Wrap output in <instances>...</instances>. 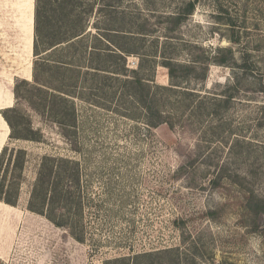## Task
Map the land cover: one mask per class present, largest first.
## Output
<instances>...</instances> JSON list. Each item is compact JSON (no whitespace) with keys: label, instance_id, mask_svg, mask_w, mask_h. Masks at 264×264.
<instances>
[{"label":"rangeland","instance_id":"rangeland-1","mask_svg":"<svg viewBox=\"0 0 264 264\" xmlns=\"http://www.w3.org/2000/svg\"><path fill=\"white\" fill-rule=\"evenodd\" d=\"M189 1L120 6L158 28L142 38L141 52L166 50L180 62L208 65L205 80L183 84L198 96L179 124L149 129L78 101L76 151L36 114L43 141H10L2 111L16 103V80L33 79L35 0H0V151L10 144L29 152L19 202L0 201V264H105L154 251L130 263L176 264L177 253H159L167 248L179 249L187 264H264V0H194L192 14L166 34L164 18L187 12ZM106 2L85 0L78 10L91 32ZM128 58L142 63L138 54ZM146 64L157 83L170 84L161 56ZM48 154L82 164L83 241L29 208Z\"/></svg>","mask_w":264,"mask_h":264},{"label":"trees","instance_id":"trees-1","mask_svg":"<svg viewBox=\"0 0 264 264\" xmlns=\"http://www.w3.org/2000/svg\"><path fill=\"white\" fill-rule=\"evenodd\" d=\"M83 1L35 0L33 79L16 80V103L2 111L10 127V141H43L42 129L34 124L36 114L45 122L58 126L72 149L79 151L78 101L142 122L150 129L163 124L171 128L177 126L194 102L193 97L198 96L183 84L189 79L205 80L207 64L203 65L198 58L189 63L180 62L166 50L141 52L142 38L158 28H147L138 16L120 8L124 0H106L101 7L106 11L105 16L97 22L101 26H96L98 31L91 32L88 30L90 22L78 14V10H83ZM195 5L196 1L191 0L187 3V12L166 16L164 32L172 34L186 15L192 14ZM49 49L52 50L50 55ZM132 54L142 57L137 69L128 65V57ZM158 56L168 68L169 85L157 83L147 67L146 62ZM202 106L203 100H200L197 109ZM2 148L0 201L16 205L21 197L29 152L10 144ZM83 174L80 160L45 155L39 163L29 199L32 211L45 215L57 226L68 228L82 241L83 200L86 197ZM154 252L113 258L105 264H134L130 263L131 259L137 262ZM159 253H177L175 263L187 264L179 258V249L167 248Z\"/></svg>","mask_w":264,"mask_h":264},{"label":"built area","instance_id":"built-area-1","mask_svg":"<svg viewBox=\"0 0 264 264\" xmlns=\"http://www.w3.org/2000/svg\"><path fill=\"white\" fill-rule=\"evenodd\" d=\"M129 66H137L138 65V60L135 59H130L128 62Z\"/></svg>","mask_w":264,"mask_h":264}]
</instances>
